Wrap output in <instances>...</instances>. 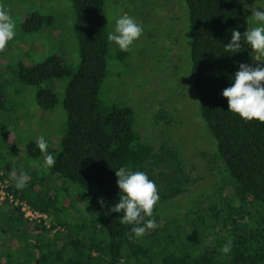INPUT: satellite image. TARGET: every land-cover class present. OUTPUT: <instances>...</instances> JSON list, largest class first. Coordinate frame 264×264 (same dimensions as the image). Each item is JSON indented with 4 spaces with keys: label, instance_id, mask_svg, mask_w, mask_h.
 <instances>
[{
    "label": "trees",
    "instance_id": "obj_1",
    "mask_svg": "<svg viewBox=\"0 0 264 264\" xmlns=\"http://www.w3.org/2000/svg\"><path fill=\"white\" fill-rule=\"evenodd\" d=\"M71 1L80 48L78 71L72 74L54 55L22 71L21 81L37 88V105L48 112L58 100L54 91L42 84L69 78L63 101L67 128L60 138L55 165L50 168L82 193L97 223L81 212L72 216L76 223H69L70 217L62 216L57 194H48L42 202L44 208L39 209L28 198L27 189L19 194L16 188L7 187L15 200L52 217L54 222L48 228L41 221H26L32 226L36 257L32 254L20 260L16 253L3 254L0 250V264H264V123L246 122L228 111V100L222 94L234 83L241 63L256 66L252 49L243 39L240 52L224 50L232 29L242 34L249 29L245 0H184L200 117L215 142L214 157L226 172L216 194L219 200L209 201L203 208L197 204L185 207L188 232L184 227L171 226L181 213V208L172 204L188 192L190 184L176 148L165 144L155 150L144 142L133 129L130 109L115 108L105 113L101 108L99 92L108 67L106 0ZM46 20L34 14L22 28L29 34L42 28ZM4 102L0 86V112ZM40 153L35 144L29 145L32 157ZM1 162L0 156V184H5L1 174L11 173L13 167ZM120 167L145 172L158 189L154 219L159 226L140 239L129 240L127 233L133 225L120 223L122 212H110L121 195L115 174ZM101 197L104 206L98 202ZM7 203L0 204V211ZM68 207L64 208L65 216L71 215ZM16 210L23 217L20 208ZM229 241L231 251L225 254L222 248Z\"/></svg>",
    "mask_w": 264,
    "mask_h": 264
},
{
    "label": "rangeland",
    "instance_id": "obj_2",
    "mask_svg": "<svg viewBox=\"0 0 264 264\" xmlns=\"http://www.w3.org/2000/svg\"><path fill=\"white\" fill-rule=\"evenodd\" d=\"M245 4L250 29L256 26L251 9L264 7V0H245ZM0 5L16 24L15 38L0 52V86L5 98L0 112V156L1 164L9 163L13 167L11 173L1 174L5 179L4 187L16 188L11 179L13 170L17 175L26 172L29 180L25 188L16 189L19 194L26 193L27 189L26 194L36 208L43 209L45 197L54 193L59 196L62 216L70 217L69 223H76L72 216L81 212L96 224L95 214L76 186L44 167L45 156H56L60 138L66 132L63 101L69 78L42 84L44 88H51L58 100L56 107L48 112L37 105V88L21 81L22 71L54 55L72 74L78 71L80 48L72 1L0 0ZM34 14L47 19V23L27 34L22 24ZM104 14L107 35L114 33L116 19L124 14L134 18L143 33L128 52L108 40L107 77L99 92L101 108L105 113L115 108L130 109L133 129L144 142L155 150L165 144L176 148L190 184L188 192L172 204L181 208V213L171 226L184 227L188 232L185 207L190 209L197 204L203 208L209 201L219 200L216 194L226 172L214 157L216 145L204 127L193 88L186 4L184 0H106ZM258 59L261 61L255 60L256 65L264 63V57ZM40 136H44L48 144L47 153L32 157L34 153L28 154L29 145H36ZM12 205L8 201L0 211L1 218L4 217L0 222V250L3 254L14 252L22 260L35 255V242L30 235L32 226L26 221L32 222ZM67 206L70 216H65ZM53 222L52 217L46 220L50 225Z\"/></svg>",
    "mask_w": 264,
    "mask_h": 264
},
{
    "label": "clouds",
    "instance_id": "obj_3",
    "mask_svg": "<svg viewBox=\"0 0 264 264\" xmlns=\"http://www.w3.org/2000/svg\"><path fill=\"white\" fill-rule=\"evenodd\" d=\"M264 7H253L251 9L254 18V27L247 29L243 34L236 29H232L231 41L225 46L226 53H238L242 47V39L252 49V54L256 61H261L258 57H264ZM16 24L9 12L0 5V52H4L9 41L15 38ZM143 33L142 27L134 18L124 14L116 19L114 33H109L107 39L115 42L119 49L128 52L131 46ZM223 96L227 98L229 110L238 114L246 122L257 120L264 123V63L255 67L241 63L239 71L234 76V83L231 87L223 91ZM36 146L41 153H47L48 144L44 136H40ZM55 165V158L46 155L44 167L50 168ZM118 177L117 184L121 190L119 203L111 207L110 212L123 213L120 223L123 225H133L131 231L127 233L128 239L142 238L149 230L156 229L159 225L154 219V208L160 197L154 181L150 180L143 171H130L127 167H120L115 171ZM11 179L15 182L17 189L25 188L29 176L26 172L19 175L13 173ZM98 202L104 206V198ZM231 251V241L223 248L222 252L227 254Z\"/></svg>",
    "mask_w": 264,
    "mask_h": 264
},
{
    "label": "built area",
    "instance_id": "obj_4",
    "mask_svg": "<svg viewBox=\"0 0 264 264\" xmlns=\"http://www.w3.org/2000/svg\"><path fill=\"white\" fill-rule=\"evenodd\" d=\"M6 184H0V204L4 203L6 200L9 201V203L13 204L16 207H19L22 214L25 216V218L31 222L41 221L44 222L45 225H47L48 228L51 227L50 224L46 223L47 216L45 214H41L38 211L33 210L29 205L23 202H19L14 199V197L7 193L6 189L4 187Z\"/></svg>",
    "mask_w": 264,
    "mask_h": 264
}]
</instances>
